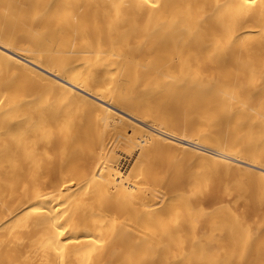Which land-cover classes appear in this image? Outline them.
I'll return each instance as SVG.
<instances>
[{"label":"bare ground","instance_id":"1","mask_svg":"<svg viewBox=\"0 0 264 264\" xmlns=\"http://www.w3.org/2000/svg\"><path fill=\"white\" fill-rule=\"evenodd\" d=\"M263 159L264 0H0V264H264Z\"/></svg>","mask_w":264,"mask_h":264},{"label":"rangeland","instance_id":"2","mask_svg":"<svg viewBox=\"0 0 264 264\" xmlns=\"http://www.w3.org/2000/svg\"><path fill=\"white\" fill-rule=\"evenodd\" d=\"M152 109V112L154 115L158 116V118L161 119H167V123L163 124L161 127L167 128L172 132H175L179 135H184L187 137H192V132H191V127L193 123L197 120V113L195 111L189 112L188 110L185 109L184 104H178L173 101L169 102L167 99L163 97H156L153 98L150 103L148 104V108ZM161 133H164L167 136H170L174 139H177L181 142H184L186 144L192 145L194 147L201 148L203 150L216 153V151L203 147L199 144L183 140L181 138L175 137L173 135H170L164 131H160ZM228 137V133H222V138L226 140ZM160 153V158L162 161L166 164L171 163L174 166H181L187 170H191L195 167V164H191L188 159L193 156L195 160L201 159L200 155H197L194 153V151H185L182 149L181 146L179 145H174L169 142H165L163 144V148L161 149ZM191 154V155H190ZM188 158V159H187ZM264 163V159H263ZM166 164V165H167ZM238 172V171H237ZM215 178V177H214ZM210 185L208 189V193L205 197L204 205L206 207H209L212 209L215 204H220V203H226L230 204L233 201L234 196H230L228 194H225L221 191L218 181L217 180H222L223 182L229 184L233 179H238V173L231 176H227L222 179H217ZM237 207L239 209L242 208L241 204H237ZM261 213V212H259ZM257 214L250 215L249 219L253 220ZM202 230L205 229V226L201 228Z\"/></svg>","mask_w":264,"mask_h":264}]
</instances>
